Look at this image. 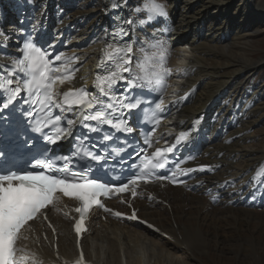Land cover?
<instances>
[{
  "label": "bare ground",
  "instance_id": "1",
  "mask_svg": "<svg viewBox=\"0 0 264 264\" xmlns=\"http://www.w3.org/2000/svg\"><path fill=\"white\" fill-rule=\"evenodd\" d=\"M157 2L164 5L167 15L141 26L138 20L145 13L136 9L143 0H0L2 32L5 26L14 29L30 24L50 32L61 28L59 39L73 34L68 45L77 55L74 67L78 71L73 84L64 89L91 86L98 52L115 30V11L123 9L124 16L137 20L130 26L134 47H147L146 41L162 42L168 50L167 65L183 74L176 80V98L169 100L177 116L172 127L186 130L198 119L201 136L207 135L208 142L220 134L215 145L206 147L202 161L217 167V173L208 182L200 180L199 190H162L159 195L168 207L136 203L140 216L164 231L168 239L142 227L109 219L102 222L93 215L81 239L85 259L94 264H238L242 257L247 264H262L264 182L253 178L264 167V85L256 84L251 76L258 64L238 52L245 36L264 31V2ZM213 193L222 197L215 206L204 196ZM48 217L54 226L57 253H72L67 221L55 210ZM45 238L53 239L46 232ZM223 243L236 248L228 249L227 255ZM38 244L39 253L48 256V245L40 239Z\"/></svg>",
  "mask_w": 264,
  "mask_h": 264
},
{
  "label": "snow or ice",
  "instance_id": "2",
  "mask_svg": "<svg viewBox=\"0 0 264 264\" xmlns=\"http://www.w3.org/2000/svg\"><path fill=\"white\" fill-rule=\"evenodd\" d=\"M114 4L113 7H118ZM137 13H145L139 19V25L148 24L156 16H166L164 5L157 0H143L137 7ZM117 24L112 33L111 41L105 42L98 72L93 82L95 91L85 87H69L76 77L77 68L74 67V57L65 53H49L46 49L37 46L31 38H26L19 48V56L10 58V63H0V102L3 107L14 105L22 94L25 95V104L29 105L26 114L31 117L36 114L34 131L42 132L48 144L57 145L58 142L73 135L72 129L81 124L89 132L99 133L102 125H107L116 132L132 133L127 116L143 113L146 122L159 125L157 116L163 111L162 98L148 102L143 93L159 92L163 90L165 79L170 74L167 68V48L162 42L148 44L147 47L136 49L134 43L123 40L128 36L125 25L137 23L135 19H125L117 16ZM0 37L5 41L10 39L0 31ZM119 89V91H118ZM141 90V91H136ZM154 105V109L151 107ZM53 109H59L54 114ZM73 113L76 119H67L66 126L63 113ZM91 122H94L91 123ZM152 132H155L153 127ZM111 133H105L102 143L113 140ZM88 137L77 138L73 145L74 151L69 155L50 154L53 150H45L38 157L30 161V169L0 167V264H37L34 255H30L27 245H20L21 240H28L27 233L32 231V222L44 216V210L56 206L61 198H68L78 202L74 211L79 214L75 223L77 235L83 230L85 216L92 208H103L111 211L102 202L101 197H110L112 194H123L130 186L139 182L149 183L154 177L158 180L169 179L164 175H155V170L163 169L167 154L173 152L174 146L167 148H153L152 133L145 136L146 147L137 153L139 163L132 167L138 169L127 182H120L118 186L109 181L101 182L95 175L91 163L87 166L80 161H97L96 167L106 161L108 154L100 155L91 151L85 143ZM184 139V134L176 138L177 143ZM122 149H113L117 155ZM3 154L0 153V156ZM180 163L176 168L180 169ZM187 173L192 169H181ZM254 181L264 182V168L258 169ZM172 183H177L175 176ZM182 183V181H180ZM131 195L135 197L136 191ZM68 213H65L67 215ZM120 217L122 213L113 212ZM46 219V216H44ZM129 219H137L133 212ZM51 226V225H49ZM149 228L153 226L148 225ZM73 264H85L81 253Z\"/></svg>",
  "mask_w": 264,
  "mask_h": 264
},
{
  "label": "rangeland",
  "instance_id": "3",
  "mask_svg": "<svg viewBox=\"0 0 264 264\" xmlns=\"http://www.w3.org/2000/svg\"><path fill=\"white\" fill-rule=\"evenodd\" d=\"M159 1V0H157ZM256 2L263 3L264 0H256ZM210 28L213 25L209 26ZM240 44H243L241 47V51L238 52L242 57L252 60V62L257 63L258 66L255 70L251 71V76L253 81L256 84L264 85V31H259L257 33H252L250 35L245 36L241 41ZM142 47V46H141ZM253 82V83H254ZM262 103V102H261ZM258 236V235H257ZM231 236H229L230 239ZM236 238V237H235ZM236 246L234 244H224L222 245V249L224 252H227L228 249L233 250ZM264 254V252H263ZM228 255V252H227ZM194 261L193 259H191ZM238 264H247L248 261L245 258L240 257L237 260ZM195 262V261H194ZM196 263V262H195ZM182 264H194L193 262H186ZM264 264V261L263 263Z\"/></svg>",
  "mask_w": 264,
  "mask_h": 264
}]
</instances>
